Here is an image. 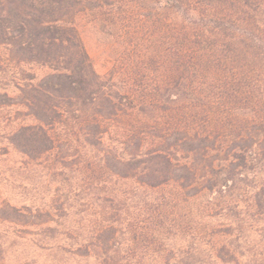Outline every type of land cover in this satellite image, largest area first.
Wrapping results in <instances>:
<instances>
[{"label":"trees","instance_id":"16d2710c","mask_svg":"<svg viewBox=\"0 0 264 264\" xmlns=\"http://www.w3.org/2000/svg\"><path fill=\"white\" fill-rule=\"evenodd\" d=\"M0 264H264V0H0Z\"/></svg>","mask_w":264,"mask_h":264},{"label":"rangeland","instance_id":"374dc122","mask_svg":"<svg viewBox=\"0 0 264 264\" xmlns=\"http://www.w3.org/2000/svg\"><path fill=\"white\" fill-rule=\"evenodd\" d=\"M154 9L158 10L159 12L160 4H156ZM145 32L150 33V30ZM84 39L87 46V50L91 55L92 60L94 61L96 70L100 73L107 72L111 67V61L109 59L108 53L104 52V49L102 47L97 46L90 32L84 33Z\"/></svg>","mask_w":264,"mask_h":264}]
</instances>
